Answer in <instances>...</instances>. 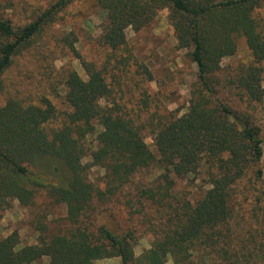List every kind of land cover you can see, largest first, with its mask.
Instances as JSON below:
<instances>
[{"label":"trees","instance_id":"1","mask_svg":"<svg viewBox=\"0 0 264 264\" xmlns=\"http://www.w3.org/2000/svg\"><path fill=\"white\" fill-rule=\"evenodd\" d=\"M70 1L59 0L21 26L0 16V93L14 58ZM262 1L97 0L106 13L100 42L112 51L127 44L129 27L142 29L168 7L178 47L188 50L197 64L200 86L186 113L138 122L102 104L111 89L103 72L84 62L88 79L76 70L69 72L66 99L72 111L52 134L46 125L56 119L57 110L50 101L24 105L9 99L0 104V218L14 201L30 206L36 194L45 190L51 200L66 205L67 218L75 225L68 234L42 235L38 243L25 246H20L19 234L13 232L0 239V264H32L44 256L50 258L49 264H93L113 257H120L122 264H167L169 257L175 264H189L203 247H213L219 255L220 247L225 260L231 261L224 243L230 236L225 230L234 214L236 188L250 170H256L257 179L263 176L258 168L263 140L250 115L220 99L218 76L223 60L237 53L238 39L243 37L254 61L241 65L226 84L241 89L250 101L264 99V67L260 65L264 35L254 16ZM147 133L153 135L159 157L146 142ZM89 136H95L94 148L86 146ZM154 164L162 171L164 184L157 191L143 190L147 198L165 202L176 178L203 169L207 187L194 204L172 207L150 248L137 256L132 233L119 235L104 226L92 233L81 226L94 199L105 202L138 171ZM94 167L105 171L104 187L90 179ZM200 257L207 262V255Z\"/></svg>","mask_w":264,"mask_h":264},{"label":"rangeland","instance_id":"2","mask_svg":"<svg viewBox=\"0 0 264 264\" xmlns=\"http://www.w3.org/2000/svg\"><path fill=\"white\" fill-rule=\"evenodd\" d=\"M58 1L0 0V16L10 19L15 26L25 25ZM169 15L167 7L142 29L129 27L127 44L112 51L100 42L106 13L97 0H71L34 37L31 45L14 58L3 76L0 104L4 105L9 99H17L24 105H43L45 100L50 101L57 110L56 119L46 125L52 134L72 111L66 99L67 76L76 70L88 79L85 62L103 72L111 93L102 104L115 112L143 123L151 117L168 118L186 113L192 94L200 86L198 67L190 59L188 50L178 47ZM254 16L264 35V0ZM238 42L237 53L222 62L218 96L232 108L250 115L260 127L263 157L258 168L263 176L257 179L256 170H250L236 188L234 214L229 229L225 230L226 237L230 236L224 244L232 262L264 264V99L262 102L250 101L241 89L226 84L228 77L241 65L254 61L245 39L239 37ZM72 44L78 54L72 50ZM260 65L264 67V61ZM146 142L159 157L153 135L147 133ZM96 145L95 136H89L86 146L94 148ZM104 173L100 167H94L90 170V179L104 187L101 180ZM161 174L158 166L151 165L133 175L105 202L94 199L92 208L81 218V226L92 233H98L102 226L119 235L132 233L136 238L135 255H140L150 248L172 207L178 208L186 202L194 204L207 187V174L203 169L185 178H176L165 202L142 195L145 189H160L164 184ZM74 227L67 218L66 205L51 200L45 190H40L32 205L24 207L16 200L3 212L0 239L17 232L20 246L32 245L38 243L42 235L68 234ZM217 250L220 255L213 247L199 248L189 264H229L231 261L225 260L222 249ZM203 254L207 255V262H201L200 255ZM237 257L241 258L240 262L235 261ZM49 262L50 258L44 256L32 264ZM93 264H122V261L120 257H113L96 260ZM167 264L175 263L169 257Z\"/></svg>","mask_w":264,"mask_h":264}]
</instances>
